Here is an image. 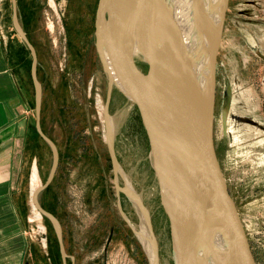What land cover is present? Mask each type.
<instances>
[{
  "label": "rangeland",
  "instance_id": "1",
  "mask_svg": "<svg viewBox=\"0 0 264 264\" xmlns=\"http://www.w3.org/2000/svg\"><path fill=\"white\" fill-rule=\"evenodd\" d=\"M3 1L0 33L22 41L23 70L35 109L32 54L13 26L12 1ZM17 1L20 24L38 56L42 129L60 153L56 179L38 201L62 225L67 263L157 264L137 234L145 219L131 196L136 193L150 218L158 264H176L147 133L138 109L118 91L109 106L108 133L120 171L114 168L104 118L108 81L95 47L99 0ZM79 6L83 13H78ZM135 62L149 77L150 66L139 57ZM35 122L36 118L31 130L37 140V166L30 177V232L40 250L37 264H63L54 225L32 203V194L46 183L53 166V152L36 135ZM214 126L231 196L256 264H264V0L229 1L217 60ZM115 175L129 195L117 189ZM41 232L46 233L45 243Z\"/></svg>",
  "mask_w": 264,
  "mask_h": 264
},
{
  "label": "water",
  "instance_id": "2",
  "mask_svg": "<svg viewBox=\"0 0 264 264\" xmlns=\"http://www.w3.org/2000/svg\"><path fill=\"white\" fill-rule=\"evenodd\" d=\"M11 1L13 26L33 58L31 76L36 94V130L53 152L50 176L33 194L32 201L54 225L63 264H68L62 225L38 201L39 194L51 186L57 175L60 153L55 142L42 129L43 90L38 80L37 51L20 24L18 1ZM229 1H223L219 23L214 25L202 0H192V3L200 6L199 16L203 23L204 48L196 77L190 62L192 34L187 32L179 17L167 6L168 0H99L97 6L95 47L108 81L104 118L114 168L116 172L120 171L112 133L108 132L109 106L113 92L117 90L128 103L138 109L147 133L161 205L170 223L176 264H198L196 242L191 240L192 234L197 231L208 233L205 238L208 243L221 240L229 264H256L215 145L217 60ZM122 31L129 32L136 45L137 53L132 56L131 65L135 73L142 77L143 88L120 75L122 64L112 44L123 39ZM135 57L150 66L149 77L137 67ZM177 144L184 156L187 175H182L173 161ZM115 177L117 189L128 193L126 188L119 187L117 175ZM182 188L190 198L184 197ZM135 196L137 200L133 201L153 235L148 212L136 193ZM154 241L158 264L155 237Z\"/></svg>",
  "mask_w": 264,
  "mask_h": 264
},
{
  "label": "crops",
  "instance_id": "3",
  "mask_svg": "<svg viewBox=\"0 0 264 264\" xmlns=\"http://www.w3.org/2000/svg\"><path fill=\"white\" fill-rule=\"evenodd\" d=\"M22 48V41L0 33V264H37L40 259L29 224L36 110Z\"/></svg>",
  "mask_w": 264,
  "mask_h": 264
},
{
  "label": "bare ground",
  "instance_id": "4",
  "mask_svg": "<svg viewBox=\"0 0 264 264\" xmlns=\"http://www.w3.org/2000/svg\"><path fill=\"white\" fill-rule=\"evenodd\" d=\"M224 0H202L203 5L206 7V9L209 11L213 21L214 25L219 23L220 20V12H221V6ZM169 7L175 12V15H177L184 26V28L192 34V40L193 43L190 44V62L192 65V73L195 74V77L198 74V71L200 69L201 64V54L203 52V23L201 16V10L199 4L192 3V0H168ZM128 31V30H126ZM124 32L123 39L116 41L113 43L112 49H114L118 55H119V61L122 63V68L120 71V75L123 79H126L127 81L138 84L144 87L142 85L143 79L139 75L135 73V71L132 69L131 65V58L134 54H136V45L134 43V40L132 39L129 32ZM122 34V33H121ZM201 41V42H200ZM173 161L176 165V168L182 175H187V166L184 163V156L180 149V146L178 144L176 145V149L173 152ZM128 187H130L128 185ZM131 188V187H130ZM128 188V189H130ZM37 192V190H36ZM35 192V193H36ZM132 193V192H131ZM182 194L185 198H190V195L186 192L184 188H182ZM134 199H136L135 195H131ZM137 200V199H136ZM35 208L37 210L36 204ZM146 223H142V226L139 230H137V234L146 246V249L153 259L156 258L155 252H156V244L153 238V235L148 227L145 225ZM208 233L204 231H197L192 234L191 240L196 242V257H197V263L198 264H229L227 256H226V250H224V246L221 242V240L212 241L211 243H208L207 240H205ZM210 235L213 233H209ZM151 248L148 249V248ZM150 250V251H149Z\"/></svg>",
  "mask_w": 264,
  "mask_h": 264
},
{
  "label": "built area",
  "instance_id": "5",
  "mask_svg": "<svg viewBox=\"0 0 264 264\" xmlns=\"http://www.w3.org/2000/svg\"><path fill=\"white\" fill-rule=\"evenodd\" d=\"M31 186H32V184H31ZM32 197H33V194H32ZM32 203H33V201H32ZM34 209V208H33ZM38 210V209H37ZM35 211V210H34ZM39 211V210H38ZM40 212V211H39ZM29 221H32V220H30L29 219ZM31 234H34V232H33V230H32V232H31ZM41 240L45 243L46 242V233H44V234H42V232H41Z\"/></svg>",
  "mask_w": 264,
  "mask_h": 264
},
{
  "label": "flooded vegetation",
  "instance_id": "6",
  "mask_svg": "<svg viewBox=\"0 0 264 264\" xmlns=\"http://www.w3.org/2000/svg\"><path fill=\"white\" fill-rule=\"evenodd\" d=\"M79 7H80V8H79ZM79 7H77V11H78V13H79L80 10H81L82 13H83V8H82L81 6H79ZM78 8H79V10H78ZM115 91H117V90H114L113 95H114ZM113 95H112V98H113Z\"/></svg>",
  "mask_w": 264,
  "mask_h": 264
},
{
  "label": "trees",
  "instance_id": "7",
  "mask_svg": "<svg viewBox=\"0 0 264 264\" xmlns=\"http://www.w3.org/2000/svg\"><path fill=\"white\" fill-rule=\"evenodd\" d=\"M36 135H37L40 139H42V138L40 137V135L38 134L37 130H36ZM55 179H56V177H55ZM55 179H54V180H55Z\"/></svg>",
  "mask_w": 264,
  "mask_h": 264
}]
</instances>
